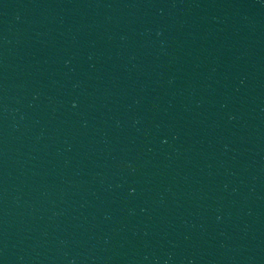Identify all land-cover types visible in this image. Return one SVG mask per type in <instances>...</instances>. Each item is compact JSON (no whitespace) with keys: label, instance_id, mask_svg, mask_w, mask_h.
Returning <instances> with one entry per match:
<instances>
[{"label":"water","instance_id":"water-1","mask_svg":"<svg viewBox=\"0 0 264 264\" xmlns=\"http://www.w3.org/2000/svg\"><path fill=\"white\" fill-rule=\"evenodd\" d=\"M0 264H264V0H0Z\"/></svg>","mask_w":264,"mask_h":264}]
</instances>
